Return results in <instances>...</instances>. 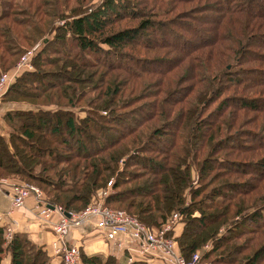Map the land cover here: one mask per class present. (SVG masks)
Masks as SVG:
<instances>
[{
  "label": "trees",
  "instance_id": "obj_1",
  "mask_svg": "<svg viewBox=\"0 0 264 264\" xmlns=\"http://www.w3.org/2000/svg\"><path fill=\"white\" fill-rule=\"evenodd\" d=\"M82 1L0 0V73L40 41L1 97L34 108L3 115L0 178L68 212L112 181L104 204L154 230L178 213L185 259L209 244L202 260L264 264V0ZM4 233L0 264H64Z\"/></svg>",
  "mask_w": 264,
  "mask_h": 264
},
{
  "label": "built area",
  "instance_id": "obj_2",
  "mask_svg": "<svg viewBox=\"0 0 264 264\" xmlns=\"http://www.w3.org/2000/svg\"><path fill=\"white\" fill-rule=\"evenodd\" d=\"M34 51V49L27 51L11 70L0 73V98L17 77H20L23 72L33 69L30 60ZM111 184L112 181H109L104 189L99 190L98 199L88 204L83 210L68 212L59 205H52L53 208L47 206L49 203L44 201V194L36 185L24 182L13 183L9 189V195H11L9 210L11 212L21 211L26 206L28 199L32 198L34 209L37 211L35 218L39 221L44 219L49 223L51 231L56 237L52 249L64 264H80L79 246L77 243H69L68 235L73 227H81L86 224L93 225L97 231L106 228L113 233H119L135 240L138 254L126 258L128 264L132 261H145L147 257L154 255H160L169 264H213L211 261L202 260L201 254L198 252L193 253L188 259L180 254L174 238L169 236V232L173 231V227L179 219L178 213H173L169 221L157 231L123 210L106 206L103 198L111 193ZM54 212L58 213L59 217L57 221L51 222L48 220L49 215ZM64 212H68L69 215L66 216ZM193 215L197 216L196 212ZM18 226L16 220L3 226L6 242L12 239Z\"/></svg>",
  "mask_w": 264,
  "mask_h": 264
},
{
  "label": "crops",
  "instance_id": "obj_3",
  "mask_svg": "<svg viewBox=\"0 0 264 264\" xmlns=\"http://www.w3.org/2000/svg\"><path fill=\"white\" fill-rule=\"evenodd\" d=\"M34 107L26 102H6L0 98V133L5 138L11 133V129L3 119V115L10 110H26L33 109ZM19 180L13 178H0V226H4L6 223L16 220L19 224L15 232H22L26 234L28 238L33 240L36 244L44 246V249L51 255V257L58 256L54 253L52 246L56 242V237L51 231L49 223L43 219L39 221L35 218L36 209H34V201L29 198L26 202V206L18 212H11L10 208V196L9 189L13 183H17ZM58 213H50L49 221L55 222L58 219ZM181 230V225H175L174 233L178 235ZM69 243H77L79 248H81L86 254L89 255H113L112 254V244L115 243V249H117L118 254L122 253V258L119 259L117 256L115 258L119 259L120 262L126 263V258L130 256H136L137 243L135 240L130 241L125 235L119 233H113L109 229H101L97 231L94 229L93 225H85L81 227H73L68 235ZM117 236L120 239H116ZM118 242V244L116 243ZM119 242L125 243L124 250L118 249ZM124 251V253H123ZM148 258V259H147ZM147 262L149 264H169L166 259L159 256L147 257Z\"/></svg>",
  "mask_w": 264,
  "mask_h": 264
},
{
  "label": "rangeland",
  "instance_id": "obj_4",
  "mask_svg": "<svg viewBox=\"0 0 264 264\" xmlns=\"http://www.w3.org/2000/svg\"><path fill=\"white\" fill-rule=\"evenodd\" d=\"M90 1V2H89ZM87 2H89V3H87L88 5H96L97 3H99L100 2V0H88ZM68 3V4H67ZM66 4V6H67V9H70V6H69V2H67ZM74 3H75V1H73L72 2V5H74ZM86 2L83 0L82 2H81V4H85ZM71 5V4H70ZM67 13H69V10H66L65 11V14H67ZM133 24H135V23H133L132 21H130V20H122L121 22H118L115 26V28H122L123 26L124 27H126V26H132ZM149 39H154V40H160V38L162 37V35H161V32H151L148 36H147ZM165 39H168V42H170L171 41V38H169L168 36L165 38ZM164 39V40H165ZM197 39V37L195 36V38H192V40L193 41H195ZM39 43H40V41H38L37 42V44H36V46L34 47V48H32V50L34 49H38L37 47L38 46H40L39 45ZM159 56H161V55H158V56H152V57H156V58H158ZM152 57H149V58H152ZM156 67H158V68H160V64H157V65H155ZM45 79H48V80H51V79H49L48 77H46L45 75L43 76ZM52 79H56L55 77H52ZM40 101H42V100H40ZM26 103H28V102H26ZM29 104V103H28ZM77 113H79L78 111H77ZM84 112H80V115H82ZM257 170H260V169H258V166L256 167H251V172L253 173V174H255V173H257ZM193 173V172H192ZM106 187V186H105ZM104 187V188H105ZM104 188H102V189H104ZM99 190H101V189H99ZM179 226V225H178ZM116 239H120V237L119 236H117V238ZM130 242H133V239H131L130 238V241L129 240H127V243H130ZM117 244H118V242H116ZM126 243V242H125ZM124 242L123 243H121V242H119V247H118V249H120V250H124V245H126ZM208 246V247H207ZM210 246H209V244H205V245H203L202 246V248H201V250H199V251H197L198 253H200V254H202V251L203 250H205V248H209ZM111 249H112V254L113 255H115V256H117L119 259H121L122 258V256L124 255H122V253L121 254H118V252H117V249H115V243H113L112 244V247H111ZM197 252H194V253H197ZM123 253H124V251H123ZM189 258V257H188ZM4 263L5 264H8L9 263V256H8V254L7 253H5V256H4ZM124 264H126L125 262H123Z\"/></svg>",
  "mask_w": 264,
  "mask_h": 264
},
{
  "label": "water",
  "instance_id": "obj_5",
  "mask_svg": "<svg viewBox=\"0 0 264 264\" xmlns=\"http://www.w3.org/2000/svg\"><path fill=\"white\" fill-rule=\"evenodd\" d=\"M47 206H49L50 208H53V206L52 205H47ZM64 214L66 215V216H68L69 215V213L68 212H64Z\"/></svg>",
  "mask_w": 264,
  "mask_h": 264
}]
</instances>
